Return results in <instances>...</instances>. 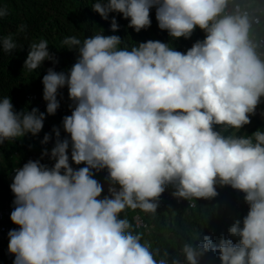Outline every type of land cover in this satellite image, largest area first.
Wrapping results in <instances>:
<instances>
[{
	"label": "clouds",
	"instance_id": "1",
	"mask_svg": "<svg viewBox=\"0 0 264 264\" xmlns=\"http://www.w3.org/2000/svg\"><path fill=\"white\" fill-rule=\"evenodd\" d=\"M154 7L158 28L171 39H188L197 28L205 38L186 52L158 40L129 48L102 31L61 41L77 53L76 62L68 72L49 68L41 82L47 115L56 114L59 90L67 87L75 107L62 123L70 140L53 128L54 147L44 153L52 167L29 160L14 169L10 220L19 227L8 233L13 264H180L167 249L144 241L126 215L157 214L169 185L174 198L189 202L215 198L217 185L230 186L249 205L242 222L229 228L238 243L222 238L216 246L203 235L196 244V230L182 243L186 264H199L210 250L219 251L221 264H264V130L237 134L264 98V0L91 4L106 21L121 14L137 33L151 26ZM6 15L0 6V33ZM25 30L21 24L17 33ZM110 30H119L114 16ZM15 36L0 34V51L22 48ZM49 46L44 38L28 45L24 73L58 63ZM45 119L38 108L15 111L11 98L0 96V146L38 135ZM50 139L45 134L42 143ZM70 145L71 162L84 167H72ZM102 170L109 182L103 197L104 186L94 178Z\"/></svg>",
	"mask_w": 264,
	"mask_h": 264
},
{
	"label": "trees",
	"instance_id": "2",
	"mask_svg": "<svg viewBox=\"0 0 264 264\" xmlns=\"http://www.w3.org/2000/svg\"><path fill=\"white\" fill-rule=\"evenodd\" d=\"M92 2L93 0H0V6L8 10V15L2 20L0 34L5 36L9 33L16 34L18 44L23 46L10 54L0 51V96H9L15 111L25 109L31 111L32 108H37L26 99V94L29 91H43L41 81L49 68L57 72H68L76 62L75 51L61 48V41L66 36L75 35L83 39L102 31L104 35L120 36L129 48L148 40L170 43L173 47H178L182 43L186 46L190 45L189 38L173 40L167 31L158 28L155 7L150 13L151 26L137 33L127 27L129 21L119 13H110L107 21L102 19L98 13L92 11ZM113 16L119 24V30L115 33L110 30ZM21 24L26 25V30L17 33ZM40 38L48 40L50 51L55 55L58 63L45 61L34 73H24L23 65L29 51L28 45ZM59 92L68 99L67 87L60 89ZM66 106H60L55 115H47L46 112L39 110L45 113L46 119L43 130L38 135L26 134L21 138L5 141L0 146L2 152L0 153V204L15 199L10 189L15 167H22L29 160H38L47 165V155L44 153L45 150L48 152L50 147H54L56 137L53 128L60 130V139L70 140V136L63 130L62 121L64 116L71 115L70 110L73 109L67 110ZM251 121L249 125L255 123L252 118ZM257 129L264 130V121L256 123L253 130ZM45 134L51 136L47 144L42 143ZM70 152L71 145L69 154ZM16 159H19V165H16ZM216 188L218 195L215 198L199 199L197 208L193 210H188L185 203L168 205L162 196L157 201V214H145L137 210L148 225V230L142 233L143 240L150 243L153 248H159L161 252L167 249L169 258L179 259L182 264L186 262L181 253L182 243L189 242L196 230L201 234V240L196 241V244L202 242L203 235L210 236L216 246L222 238H229L234 243H238V237L229 235V228L237 219L242 222L249 208L231 187ZM133 229L137 231L134 219ZM219 256V251L210 250L199 258V264H221Z\"/></svg>",
	"mask_w": 264,
	"mask_h": 264
},
{
	"label": "built area",
	"instance_id": "3",
	"mask_svg": "<svg viewBox=\"0 0 264 264\" xmlns=\"http://www.w3.org/2000/svg\"><path fill=\"white\" fill-rule=\"evenodd\" d=\"M205 35L206 34L202 30L197 28L193 32L191 37L189 38L190 45L186 46L182 43L178 47H174V49L177 51L186 52L189 48L192 47V45L196 41H198V40L202 41L205 38ZM57 98L60 102V106H66L68 104V99H67L66 95L59 92V95ZM26 99L29 102H31L33 105H35L40 111L46 112V102L43 100V91L42 92L29 91L26 94ZM71 112H72V110H70V114H71ZM251 118L254 119L255 123L252 125H246L237 134H240V135L249 134L250 135L254 132L253 128L256 125V123L258 121H260V122L264 121V98H262L261 104L258 106V108L256 110V114L253 115ZM50 146H52V145L50 144ZM51 149H52V147H50L48 149V153H50ZM69 159H70V163H72L71 162V152L69 154ZM46 162H47V166L49 168L52 167V165L54 164V160L50 159L49 155L46 156ZM84 166H85L84 164L75 165L74 163H72V167L74 169L84 167ZM18 167H20V166H17L15 168H18ZM14 173H15V171H14ZM94 178L97 179L104 186V192L102 194V197L104 195H108L109 182L107 179V171L105 172L104 175H100L99 172H96L94 175ZM216 187H223V186L217 185ZM174 191H175L174 187L169 185L166 187L165 192L161 195L164 198V201L168 205L185 203L188 210H193V209L197 208L198 200L197 201L193 200V201L189 202L188 200L174 198L172 195V193ZM234 191L237 192L239 194V196L245 202V200H244L245 194L243 192H240L237 190H234ZM245 204H246L247 208H249V205L246 202H245ZM190 205H195V206L193 207ZM14 207H15V205H14L13 201H6V202L0 204V264H13V261L15 259L14 255L11 254L8 250V244H9L8 233L12 229L18 230V227H19L18 225H15L14 223H12V221L10 220V214L14 210ZM133 219H134V226L139 233L142 234L144 231L148 230V225H147L144 217L141 214L135 212ZM180 264H182V263H180Z\"/></svg>",
	"mask_w": 264,
	"mask_h": 264
},
{
	"label": "rangeland",
	"instance_id": "4",
	"mask_svg": "<svg viewBox=\"0 0 264 264\" xmlns=\"http://www.w3.org/2000/svg\"><path fill=\"white\" fill-rule=\"evenodd\" d=\"M68 104H67V106L65 107V109H67V110H70V108H72V109H74V107H75V105H74V103L68 98ZM15 163H16V165H19L20 164V161H19V159H16V161H15ZM134 213L135 212H131V211H129L126 215H127V218L130 220V222L132 223V226H133V217H134ZM122 218H123V215H122ZM134 231H135V229H133ZM169 259H171V258H169ZM183 264H186V262H183Z\"/></svg>",
	"mask_w": 264,
	"mask_h": 264
},
{
	"label": "crops",
	"instance_id": "5",
	"mask_svg": "<svg viewBox=\"0 0 264 264\" xmlns=\"http://www.w3.org/2000/svg\"><path fill=\"white\" fill-rule=\"evenodd\" d=\"M105 172H106V170H102V171L99 172V174H100V175H104Z\"/></svg>",
	"mask_w": 264,
	"mask_h": 264
}]
</instances>
